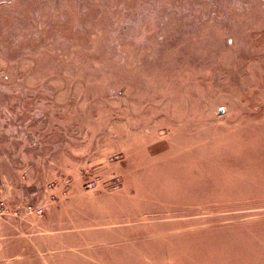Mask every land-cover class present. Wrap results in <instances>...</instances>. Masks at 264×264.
I'll return each instance as SVG.
<instances>
[{
    "label": "rangeland",
    "instance_id": "rangeland-1",
    "mask_svg": "<svg viewBox=\"0 0 264 264\" xmlns=\"http://www.w3.org/2000/svg\"><path fill=\"white\" fill-rule=\"evenodd\" d=\"M0 264H264V0H0Z\"/></svg>",
    "mask_w": 264,
    "mask_h": 264
},
{
    "label": "built area",
    "instance_id": "built-area-1",
    "mask_svg": "<svg viewBox=\"0 0 264 264\" xmlns=\"http://www.w3.org/2000/svg\"><path fill=\"white\" fill-rule=\"evenodd\" d=\"M88 186L90 188H94L96 186V182L95 181H92V182H89L88 183ZM29 211L31 212H36L38 215H42L44 213V209L43 208H39V209H34L33 206H28L27 208Z\"/></svg>",
    "mask_w": 264,
    "mask_h": 264
}]
</instances>
